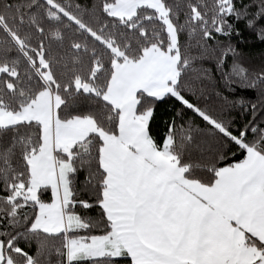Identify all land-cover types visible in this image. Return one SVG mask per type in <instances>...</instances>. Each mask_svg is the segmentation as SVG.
Here are the masks:
<instances>
[{"label":"trees","instance_id":"trees-1","mask_svg":"<svg viewBox=\"0 0 264 264\" xmlns=\"http://www.w3.org/2000/svg\"><path fill=\"white\" fill-rule=\"evenodd\" d=\"M115 1L0 0V110L30 106L47 90L46 75L58 100L56 120L90 119L97 129L56 153L67 168L65 213L80 228L50 234L33 229L39 206L52 201L50 189L26 197L42 125L0 127V244L13 264H133L124 254L68 261L66 248L73 237L88 242L112 232L100 156L104 136L118 132L119 112L103 99L114 64L136 62L151 47L169 49L154 10L141 7L119 20L106 11ZM159 1L176 34L179 73L162 99L138 93L136 114H149V139L157 150L167 148L185 180L210 187L249 149L264 157V0Z\"/></svg>","mask_w":264,"mask_h":264},{"label":"crops","instance_id":"crops-1","mask_svg":"<svg viewBox=\"0 0 264 264\" xmlns=\"http://www.w3.org/2000/svg\"><path fill=\"white\" fill-rule=\"evenodd\" d=\"M129 1L118 9L120 18L131 17L141 7L166 16L159 0ZM167 53L150 48L144 53L150 58L143 61L150 65L155 55ZM147 65L124 62L115 66L103 96L120 114L118 135L104 140L100 156L106 173L102 206L112 232L88 242L73 237L68 245L106 241L109 253L92 258L124 254L133 264H264V249L247 242L251 237L264 247V157L249 149L242 163L221 169L210 187L185 180L166 147L157 150L149 137L137 136L140 126L141 131L147 130L149 118L148 113L136 114L137 94L155 99L167 94L149 85L147 79L152 81L159 69ZM57 125L49 132L42 128L41 150L29 161L28 192L36 196L39 188H49L52 195L50 204L39 206L33 228L67 234L78 230L80 223L67 225L64 204L69 192L56 153L83 141L95 129L86 120ZM41 211L44 224L38 226Z\"/></svg>","mask_w":264,"mask_h":264},{"label":"rangeland","instance_id":"rangeland-1","mask_svg":"<svg viewBox=\"0 0 264 264\" xmlns=\"http://www.w3.org/2000/svg\"><path fill=\"white\" fill-rule=\"evenodd\" d=\"M124 1H126V0H116L113 4L107 6L106 7L107 13L110 16H112L116 19H119V20H128L129 18L133 17L138 9L135 11V13L131 17L120 18L118 16V14H117L118 9L121 8V4ZM127 1H129V0H127ZM131 1L132 0H130L129 2H131ZM225 1L227 2L228 0H225ZM149 5H151V4H149ZM155 13L164 21L165 27L167 29V33L169 36V49L167 51H165V53H167V52L168 53L165 55H162V57L155 55V57H153V59H152L151 64L147 65L143 61V58H145V59L150 58L149 54L144 55V53L148 50L147 49L146 51H144L140 60H138L136 62H132V63L140 64V65H143L144 67H146V65H147V68L150 67L151 70H153V69L155 70V68H158L159 69V70L157 69L158 74L154 73L153 74L154 79H152V81L147 79V82L151 83L149 85L153 84L154 87L159 86V87L163 88L164 91H166L165 93L170 94V93L174 92L173 88L175 86V83H176L177 77H178V73H179V71H178V55H177V47H176V34H175L174 30L172 31L173 28H171L172 26L167 19V13H166V16H164V15L161 16L156 11H155ZM151 48H155V47H151ZM155 49H157V48H155ZM159 58H161V59L158 60ZM156 60H158L159 62H157ZM119 64H121V63H115L113 66V70H114L115 66H117ZM157 65H158V67H157ZM43 81L48 86L47 90L43 94H41L39 96V98L35 102H33L30 106L26 107L25 109H23L21 112H19L17 114H11V113L4 112V111L0 110V127H9V126H13V125H16L18 123H21V122L36 121L42 125V128H44L45 131H46V129L48 131V129L53 128V126H56L57 124L60 123L55 118V111H56V107L58 106V100L53 95L51 88L48 85L49 79L46 75L45 76L43 75ZM108 86H109V84H108ZM139 93H142V92H139ZM142 94H144V93H142ZM167 94H165V96ZM150 98H152V97H150ZM153 99H155V98H153ZM156 100H159V99H156ZM145 115L148 116V114H145ZM119 118H120V114H119ZM81 120H86V121H90L91 123H93V121L90 119H74L72 121L66 122L65 124H69L71 122H76V121H81ZM50 124H52V125H50ZM93 125H94V129H95L94 132H96L97 129L95 127V124L93 123ZM140 127H139V131L137 133V136L139 138L144 139V140H148L147 130L145 132L141 131ZM117 135H118V132H117ZM106 138L114 139L112 137L104 136L103 140H105ZM41 147H42V145H41ZM59 151H61V150H59ZM65 151H67V149L64 150L63 152H65ZM164 154H165V152H164ZM164 154H159V155L162 156ZM57 166L59 167V172L60 171L62 172L61 176L63 178H65V182H66V185L68 187V182H67V178H66V174H65L66 169H67L66 166L63 163H61V165L59 163H57ZM68 192H69V189H68ZM26 197L29 200H35L36 199V196H34L33 193H29V192H27ZM103 201H104V195H103ZM103 201H102V204H103ZM69 202H70V192H69V199L64 204V214H65L66 219H67L66 220L67 225H69V227H71L70 225H73V223H75L76 221L79 222V220L75 219V217H73L72 215H67L65 213L66 206L69 204ZM41 219H43V211H41V213H40V219L37 220L38 226L39 225L41 226V224L43 223L41 221ZM33 229L36 230L35 228H33ZM71 231H69V232H71ZM45 233H47V232H45ZM50 234H52V233H50ZM53 234H56V233H53ZM72 239L73 238H71L69 240H72ZM66 248H67V260L68 261L72 260L73 257L78 258V257L83 256V257L92 258V257H96L99 254L102 255V254H108L109 253L107 250V249H109V247L106 244V241H99V243H94V241H92V243H88V244H78V243L71 241L69 243V245H68V241H67ZM0 264H13L7 257L4 256L1 244H0ZM26 264H31V262L28 261Z\"/></svg>","mask_w":264,"mask_h":264}]
</instances>
